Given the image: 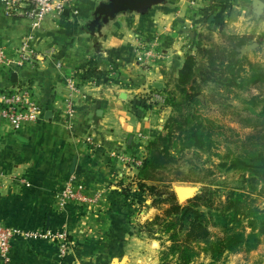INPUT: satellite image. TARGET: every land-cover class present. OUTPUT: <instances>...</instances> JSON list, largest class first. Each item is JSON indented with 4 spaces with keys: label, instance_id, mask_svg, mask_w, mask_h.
I'll return each mask as SVG.
<instances>
[{
    "label": "crops",
    "instance_id": "crops-1",
    "mask_svg": "<svg viewBox=\"0 0 264 264\" xmlns=\"http://www.w3.org/2000/svg\"><path fill=\"white\" fill-rule=\"evenodd\" d=\"M103 1L78 0V14L69 10L49 18L34 32L37 50L54 47V56L34 67L0 71V91L28 83L44 110L42 121L22 132L0 126V220L22 231L66 230L74 244L61 259L56 240L18 236L10 261L0 259V264H110L133 255L128 241L138 209L122 200L121 186L134 173L112 155L137 152V135L155 133L144 113L132 111L133 102L156 84L163 90L176 80L210 28L214 37L221 29L227 35L255 37L263 28L254 17L253 0H168L146 16L119 15L93 37L84 27ZM30 33V22L6 15L0 3V48L11 55ZM149 49L158 58L143 68L138 59ZM75 74L81 86L69 129L65 81ZM89 137L96 145L87 142ZM71 179L84 187L92 203L58 207L57 195Z\"/></svg>",
    "mask_w": 264,
    "mask_h": 264
},
{
    "label": "trees",
    "instance_id": "trees-1",
    "mask_svg": "<svg viewBox=\"0 0 264 264\" xmlns=\"http://www.w3.org/2000/svg\"><path fill=\"white\" fill-rule=\"evenodd\" d=\"M218 34L220 44L215 42L211 28L201 35L195 53L186 58L178 78L170 81L174 85L173 93H169L167 87L163 90L153 89L166 96V107L177 109L180 106L176 101L177 96L184 100L182 103L186 107L192 109L207 102V99H201L204 88L213 91L212 101L215 94L235 91L237 101L244 106V115H239V124L250 130V133L237 142L238 153L231 159L229 169L249 173V182L256 189L259 184L264 185V65L251 63L247 55L241 56V50L254 41V36L227 35L223 29ZM263 41L264 35L257 43L261 45ZM252 89H256L258 94L247 95ZM193 110L186 115V119L180 115L184 121L172 119L171 124L165 127L168 133L160 134L150 141V155L137 174L138 187L142 192L145 188L142 182L154 180L158 172L164 171L172 163L170 152L178 147L179 141L183 150H210L211 132H207L205 121L197 117L196 112L192 113ZM175 126L176 132H179L177 138L172 131ZM209 175H213V172L210 171ZM176 181L189 182L186 179ZM151 191L158 198L154 205L169 206L163 217L157 216L152 223L164 222L166 232L171 233L170 254L176 260L167 264H204L196 263L199 257L196 248L202 245L206 246L205 251L213 259L210 264H217L226 253L249 254L264 243V212L258 209L250 211L247 216L251 232L248 235L235 232L234 224L240 223L239 217L244 210L242 199H235L233 195L228 197L222 209L209 213L212 222L202 211V208H212L214 194L210 191L196 196L185 205L179 204L175 194L168 189L161 193L156 192L155 188ZM211 226L224 230L223 236L216 242L211 241Z\"/></svg>",
    "mask_w": 264,
    "mask_h": 264
},
{
    "label": "rangeland",
    "instance_id": "rangeland-1",
    "mask_svg": "<svg viewBox=\"0 0 264 264\" xmlns=\"http://www.w3.org/2000/svg\"><path fill=\"white\" fill-rule=\"evenodd\" d=\"M251 16L253 17L252 14ZM258 20L263 22V28L259 30V34H261L255 36L254 41L250 44L259 42V39L264 35L262 32L264 30V13ZM214 38L215 42L220 44V36ZM247 57L253 64L264 65V41L257 50L250 52ZM166 87L169 93H173V83L167 82ZM236 94L235 91L231 93L221 92L220 95L215 94L212 101L213 91L211 88H204L201 99H207V102L192 108L194 109L192 113L196 112V116L205 121L204 125L208 127L207 132H211V148L208 152H200L194 149L183 150L179 141L178 147L170 152L173 157L172 163L164 171L158 172L154 180L142 182L145 185L143 192L138 187L137 174L139 169L135 170L128 167L134 173V178L129 184L121 186V196L128 208L138 209L137 217H134L131 226L133 236L128 241L129 246H133L134 250L133 255L116 257L111 260L110 264H118V261H123V264H167L169 261L176 260V257L170 254L171 233L166 232V224L162 221L152 224L157 216L163 217L164 212L169 208L167 204L160 207L154 205L158 198L151 191L152 188L161 193L167 189L173 192L177 185L194 187L198 190L197 196L210 191L214 194L212 208H202V211L208 215V219H211L209 213H216V210L222 209L227 198L233 195L235 199H242L244 206L239 217L240 223L234 224V230L237 233L244 232L247 235L251 232L247 216L254 209L264 212V185L259 184L256 189H253L249 182L251 178L249 173L229 169L231 159L238 153L237 142L243 140L250 133V130L239 124V115H244V106L237 101ZM256 94L258 91L252 89L247 95ZM176 101L180 105V111H178L179 108L165 106L147 115L144 113V118H148L144 122L155 131L151 139L149 138V142H145L144 145L139 144V147L145 149L143 155L145 159L150 155V150H148L150 141L160 134L166 135L168 131L165 127L171 124L172 119L184 121L180 119V115L186 119V115L192 110L182 103L184 100L180 96H177ZM175 129L177 126L173 127L172 130L175 138H177L179 132H176ZM210 171L213 172V175H209ZM184 179L189 182L176 181ZM211 221L213 222L212 219ZM210 230L212 242H216L223 236L224 230L220 227L211 226ZM62 232L67 234L65 248L62 249L59 242H55L58 245L60 255H62L61 259L69 254L72 247L69 245H74L69 232L66 230ZM205 247L202 245L196 248V252L199 254L196 263L210 264L213 262L210 254L205 251ZM217 264H264V243L256 251L249 254L244 252L226 253Z\"/></svg>",
    "mask_w": 264,
    "mask_h": 264
},
{
    "label": "built area",
    "instance_id": "built-area-1",
    "mask_svg": "<svg viewBox=\"0 0 264 264\" xmlns=\"http://www.w3.org/2000/svg\"><path fill=\"white\" fill-rule=\"evenodd\" d=\"M4 12L8 16H23L30 24L33 33L26 35L20 45L10 55L5 48H0V71L14 70L27 66H35L46 57L56 54L54 47L38 51L36 48V36L34 32L40 31L49 18L61 17L66 11H78L75 7L78 0H0ZM158 58L153 50H145L139 57L138 62L143 68L149 67ZM59 68L60 65H57ZM78 75L66 78L65 100L66 112L64 113L65 125L71 129L76 115L75 96L80 92L81 83L77 80ZM133 102L132 111L136 113H151L166 105V96L153 88L142 92ZM44 110L36 97L34 89L28 83H20L16 86L0 91V126L6 125L13 133L22 132L28 127L35 126L42 121ZM147 119V118H146ZM141 144L149 142V138L143 132L137 135ZM87 142L95 144L93 137ZM96 145V144H95ZM135 153L118 152L113 157L118 159L127 167L135 170L140 169L145 161L142 147ZM92 203L91 198L85 193L83 186L77 185L72 179L66 183L64 188L57 195V205L65 209L70 205L84 206ZM23 236L28 240L51 239L59 242L62 249L67 245L65 232L48 233L43 231H22L19 228L6 225L0 220V259L5 263L10 261L12 244L16 237ZM62 252V251H61Z\"/></svg>",
    "mask_w": 264,
    "mask_h": 264
},
{
    "label": "water",
    "instance_id": "water-1",
    "mask_svg": "<svg viewBox=\"0 0 264 264\" xmlns=\"http://www.w3.org/2000/svg\"><path fill=\"white\" fill-rule=\"evenodd\" d=\"M168 0H105L99 3L95 9L93 18L84 27L91 36L96 37L101 34L102 28L115 20L119 15L127 13H136L141 16H146L156 6L164 5ZM254 14L259 19L264 13V1L253 0ZM68 14V11L65 12ZM259 43H253L241 50V56L248 55L250 52L259 48ZM17 76L13 75V81H16ZM156 89L161 90L162 84H156ZM126 99V97H123ZM53 116L52 112H49L47 119L50 120ZM75 166H73V171ZM197 189L194 187L175 186L173 193L179 204L187 203L197 196Z\"/></svg>",
    "mask_w": 264,
    "mask_h": 264
}]
</instances>
